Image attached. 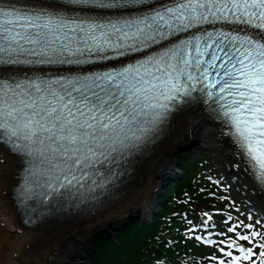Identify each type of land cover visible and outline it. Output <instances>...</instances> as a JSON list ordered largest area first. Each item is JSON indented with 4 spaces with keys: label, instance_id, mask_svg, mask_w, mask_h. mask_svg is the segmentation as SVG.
I'll return each mask as SVG.
<instances>
[{
    "label": "snow or ice",
    "instance_id": "1",
    "mask_svg": "<svg viewBox=\"0 0 264 264\" xmlns=\"http://www.w3.org/2000/svg\"><path fill=\"white\" fill-rule=\"evenodd\" d=\"M197 99L223 123L233 166L264 187V0H0V143L20 157L29 222L95 199ZM203 216L187 231L216 247L210 260L264 264V217L215 240L195 235Z\"/></svg>",
    "mask_w": 264,
    "mask_h": 264
},
{
    "label": "bare ground",
    "instance_id": "2",
    "mask_svg": "<svg viewBox=\"0 0 264 264\" xmlns=\"http://www.w3.org/2000/svg\"><path fill=\"white\" fill-rule=\"evenodd\" d=\"M200 144L235 178L241 190L264 210V192L242 169L231 164L228 137L219 122L195 103L186 104L161 125L152 139L127 158L102 197L37 215L28 226L13 206L12 193L21 170L18 158L0 144V264H71L87 250L86 239L94 231L111 228L124 215L149 209L155 186L182 145ZM249 206H252L249 205ZM70 213V214H69ZM51 214V215H50ZM46 215H49L46 217Z\"/></svg>",
    "mask_w": 264,
    "mask_h": 264
},
{
    "label": "trees",
    "instance_id": "3",
    "mask_svg": "<svg viewBox=\"0 0 264 264\" xmlns=\"http://www.w3.org/2000/svg\"><path fill=\"white\" fill-rule=\"evenodd\" d=\"M172 188L173 191H178L179 187L173 186ZM197 203L207 204V202L201 200L197 201ZM160 209L161 213L159 216L154 217V223L152 225L135 221L129 227L120 230L117 239L118 245L116 246L110 243L107 238H94V248L91 258H89L91 264H148L152 261L153 257L158 258L163 253L173 255L171 250L179 251L183 249L179 239L183 230L187 228L185 222L179 221L181 231H176L174 237H168V240H171L175 247L174 249L167 250L169 246H166L167 243L164 238L158 236V234L160 226L162 229L163 227L170 226L168 221L162 220L165 213L169 211L165 210L161 205ZM99 238H102L103 241L98 240ZM184 249V253H188V249L197 250L192 243H187Z\"/></svg>",
    "mask_w": 264,
    "mask_h": 264
},
{
    "label": "rangeland",
    "instance_id": "4",
    "mask_svg": "<svg viewBox=\"0 0 264 264\" xmlns=\"http://www.w3.org/2000/svg\"><path fill=\"white\" fill-rule=\"evenodd\" d=\"M204 153H206L210 157V162H211V165L213 167V169H211L209 171L210 177L212 178L213 187L216 188L217 192L225 198V200H226L225 202L228 204V206H230L234 209L235 219L240 220V221H244V223H253L256 220L255 215L253 214L252 211H249V207H247V203H246L247 201L245 202V200H248V199L244 200L245 195L247 193H245V191L241 190L240 187H237V186H235L234 189L220 188V187H224V185L220 181H224L223 183L224 184L226 183L227 185L230 181L228 179H225L222 177L223 170L220 167L221 165H219V163L212 157V155L209 152L204 151ZM194 156L197 157L196 155H194ZM232 190L237 194H234V192ZM242 195L244 196V198ZM237 205H241L243 209L239 210ZM249 213H251V215L253 217L252 221H249L246 219V217L249 215ZM235 222H236V220L233 221V223H235ZM107 231L110 232L111 230H109L107 228L97 230V232H107ZM94 232H96V231H94ZM86 245L88 247L87 240H86ZM86 254H87V252H84V254L74 263L83 262L85 260Z\"/></svg>",
    "mask_w": 264,
    "mask_h": 264
}]
</instances>
